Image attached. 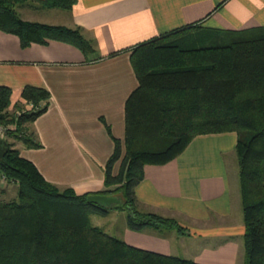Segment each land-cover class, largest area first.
<instances>
[{
  "label": "trees",
  "instance_id": "1",
  "mask_svg": "<svg viewBox=\"0 0 264 264\" xmlns=\"http://www.w3.org/2000/svg\"><path fill=\"white\" fill-rule=\"evenodd\" d=\"M26 1L0 0V29L17 35L21 46L56 39L84 54L93 50L78 27L23 19L16 6ZM33 1L63 9L75 2ZM130 60L138 85L125 102L123 147L113 138L114 150L104 165L105 185L113 188L84 193L59 188L3 138L0 176L16 183L17 197L0 201V264H202L131 245L92 225L89 216L120 209L131 230L185 233L174 218L139 211L134 188L145 164L172 160L196 135L229 131L237 134L243 264H264V27L225 30L194 23L138 43ZM11 93L0 85V124H14L8 135L40 147L29 124L47 108L48 90L25 85L21 99L32 107L16 117L22 105L9 108ZM93 193L117 194L121 202L88 201Z\"/></svg>",
  "mask_w": 264,
  "mask_h": 264
},
{
  "label": "crops",
  "instance_id": "2",
  "mask_svg": "<svg viewBox=\"0 0 264 264\" xmlns=\"http://www.w3.org/2000/svg\"><path fill=\"white\" fill-rule=\"evenodd\" d=\"M16 9L25 20L78 27L93 48L84 54L56 39L23 47L17 35L0 29V85L11 88L9 108L26 105L25 85L50 94L47 108L29 124L41 146L10 142L45 179L77 193L114 187L105 185L104 165L113 138L123 147L125 102L138 85L130 60L134 46L194 23L225 30L264 27V0H75L68 9L28 0ZM236 139L234 131L199 134L172 160L144 165L134 188L137 209L174 218L185 233L131 230L125 212L113 209L121 228L111 227L109 234L202 264H243Z\"/></svg>",
  "mask_w": 264,
  "mask_h": 264
},
{
  "label": "rangeland",
  "instance_id": "3",
  "mask_svg": "<svg viewBox=\"0 0 264 264\" xmlns=\"http://www.w3.org/2000/svg\"><path fill=\"white\" fill-rule=\"evenodd\" d=\"M25 109L26 108L23 105L20 108L18 107V109L15 111L14 116L15 117L17 116L18 111H23ZM0 126L4 127V132L3 133L0 132V134H2L3 136L0 135V137L6 138L8 141L16 140V144H17L16 147H18V145L20 144L19 140L15 139L13 136L8 135L9 132L16 130L15 125L10 123V124H6V125L0 124ZM18 134L21 135L22 132H18ZM24 134H28V133H24ZM235 158H236V154H235ZM232 161H233V159H231V161H229V166H231V165L233 166ZM235 161H236L235 163L237 164L236 159H235ZM237 168H238V165H237ZM3 179H5V178L0 176V201H10L12 199H15L17 197L16 183L6 179L5 183L2 184ZM238 185H239V183H238ZM114 195H117V194H114ZM122 211H124V210H122ZM112 212H113V209H109L108 213L105 215H101L98 213H91L89 216L91 224L94 226L102 227L106 231H109L108 233H112L109 230L111 227L112 228L115 227L116 231L119 230L121 228V221H122L121 215H119V214L117 215L115 212H113V213Z\"/></svg>",
  "mask_w": 264,
  "mask_h": 264
},
{
  "label": "water",
  "instance_id": "4",
  "mask_svg": "<svg viewBox=\"0 0 264 264\" xmlns=\"http://www.w3.org/2000/svg\"><path fill=\"white\" fill-rule=\"evenodd\" d=\"M5 149L3 147V138L0 137V157L4 155ZM87 200L101 204L103 206H110L121 202V197L117 195H108L103 193H93L87 196Z\"/></svg>",
  "mask_w": 264,
  "mask_h": 264
},
{
  "label": "built area",
  "instance_id": "5",
  "mask_svg": "<svg viewBox=\"0 0 264 264\" xmlns=\"http://www.w3.org/2000/svg\"><path fill=\"white\" fill-rule=\"evenodd\" d=\"M26 109H30L31 107H32V104L31 103H28V102H26V105L24 106ZM17 113H19V111L17 112ZM0 132H4V127H1L0 126ZM2 135V134H1Z\"/></svg>",
  "mask_w": 264,
  "mask_h": 264
}]
</instances>
